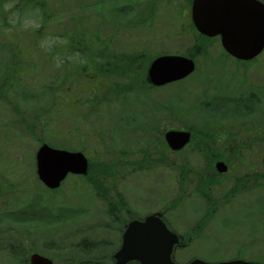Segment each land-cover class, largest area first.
I'll return each mask as SVG.
<instances>
[{"label": "rangeland", "instance_id": "374dc122", "mask_svg": "<svg viewBox=\"0 0 264 264\" xmlns=\"http://www.w3.org/2000/svg\"><path fill=\"white\" fill-rule=\"evenodd\" d=\"M59 1H63L62 17L49 25L51 34L70 29L80 16L85 20L93 17L100 24L102 36L111 39L114 50L139 52L145 57L142 62L145 70L159 54L193 56L197 48L193 25L185 23L187 18H175L172 10L160 1L153 6L154 16L149 17V0H135L133 10L123 9L121 14L113 7L117 3L129 5L128 0H100V10L94 4L97 0ZM142 15L149 22L130 26V20L135 22ZM23 33L27 40L31 38L28 29ZM51 36L43 42L49 43ZM10 38L13 37L0 32V66L2 62L7 63V54L9 60L5 44ZM204 45L208 55L197 54L202 51L198 44L195 55L198 69L180 82L133 90L119 104L111 108L103 104L102 110L95 112L85 108L82 116L76 114L81 105L74 91L67 97L66 112L54 113L52 121L47 123L41 118L54 107L53 99L50 94L43 92L42 95L37 88L33 90L34 76L9 86L8 91L0 80V92L3 88V96L0 95V243L8 236H18L17 230L21 227L35 231L32 241L38 238V243L43 232L57 228L61 236H72V242L82 243L86 238L94 242L93 251L82 257L113 264L109 256L120 247V230L127 224L125 221L162 211L173 230L184 235L183 245L175 252L176 261L186 263L196 257L209 261L243 258L264 263V191L241 192L232 200L223 197L234 185V177L250 169L237 160L232 161L235 174L218 177L220 183L205 191L222 198L215 206L201 194L193 193L199 180L195 171L203 170V178L212 171L192 144L180 152L168 149L163 155L157 146L159 139H164L161 132L171 128L199 130L204 122L209 128L225 126L230 133H235V139L243 140L247 135L238 126L245 121L256 124L261 118L255 111L241 108L245 105L243 99L249 107V82L263 80L264 64L250 66L236 62L226 55L218 37ZM40 71L48 73L47 66ZM235 87L236 91L231 94L236 97L234 102L229 97L216 100L212 97L217 92L224 93L225 89L229 94L228 88ZM247 111L253 114L247 115ZM37 115L39 120H34ZM42 139L59 147L82 150L94 164L120 163L115 176H107L110 197L118 201L122 196L125 202L117 214L119 217L110 219L109 201L98 196L87 180L76 182L78 179L73 176L65 181L60 193L49 191L41 183L36 173V151ZM144 149L152 151L150 156H145ZM262 153L264 147L253 144L240 155L257 158ZM146 158L149 165H144L148 162ZM183 162L190 169L194 166V174L192 170L187 173L186 183L181 177ZM64 209L70 212L64 220L68 221L56 227L53 213ZM42 214H50L49 219L40 218ZM20 217L23 221L17 220ZM204 221L202 231L192 238L190 233L193 235L194 229ZM52 258L55 264H69L62 253Z\"/></svg>", "mask_w": 264, "mask_h": 264}, {"label": "trees", "instance_id": "16d2710c", "mask_svg": "<svg viewBox=\"0 0 264 264\" xmlns=\"http://www.w3.org/2000/svg\"><path fill=\"white\" fill-rule=\"evenodd\" d=\"M128 1L130 2L129 5L118 6V4L122 3L115 4L113 10L118 14H121L123 9L133 10V6L137 3L135 4V0ZM170 1L174 2V0ZM61 2L63 1L0 0V32L13 37L8 39L9 42L5 44L8 49L9 60L7 54V63L2 62L0 66L1 85H5L7 91L10 87L20 84L21 80H26L28 76H34L31 82L34 86L33 90L37 88L42 95L44 93L50 94L53 99L54 107L49 112L43 114V118H41L47 123L48 121H52L54 113L58 111L66 112L64 107L67 104V97L74 91H76V95L79 97L77 102L81 105V110L78 109L76 114L77 116H82L85 114L83 112L85 108H88V112L102 110L103 104L111 108L119 104L133 90L151 88L146 79V70L142 65L145 57L141 53L138 54L139 52L125 53L114 50L111 47V39L102 36L100 24L96 23L93 17L92 19L89 17V19L85 20L80 16V18L75 20L73 27L70 29H66L61 33L55 32L51 34L49 25L53 24V21H59L61 19L60 17H62ZM100 3V0L94 3L98 6V10H100ZM148 4L147 16H154L155 10L153 6L156 2L153 0L151 3L149 0ZM148 17L145 19V16L142 15L135 22L130 20V26L143 25L149 22ZM27 23L29 24L26 28ZM27 29L29 36H31L29 40L25 38L23 33ZM50 35H52L50 44L46 41L43 42ZM203 40H205V43L202 42ZM208 42V38L200 35L198 44L201 45L202 51L200 52L204 56L208 55V50L205 51L204 45ZM45 65L47 66L48 73L40 71ZM50 75L52 79H48ZM43 79L47 80V82ZM2 89L1 87V96H3ZM226 91L225 89L223 90L224 93L217 92L212 97L215 100L216 98L229 97V100L234 102L236 97H232ZM247 100L249 101V98ZM251 107L253 108L252 111H255L261 117L263 113L256 110L257 106L255 107V102ZM229 111L234 112L233 110ZM219 114L226 117L224 113ZM246 114L253 113L247 111ZM34 120H39L38 115L35 116ZM207 125L208 123L204 122L202 125L203 128L199 130L192 128L194 134H196L195 136L193 135L194 149L200 156L206 158L238 156L242 151L249 149L252 145L239 142L242 139H235V133H230L225 126L221 125L216 128H209ZM30 126L33 128L32 124ZM238 128L239 130H243L247 137L252 136L253 139L261 140L264 143V134H261L264 133V114L258 123H248V121H245ZM163 133L164 131L161 132V134ZM41 142H44V140L42 139ZM159 142L160 144L157 146L161 147L160 152L163 155L168 151L169 147L164 139H159ZM143 151L146 157L150 156L152 152L146 149ZM161 159L164 160V158ZM146 160L148 161V158ZM149 162H145L144 165H149ZM205 162L206 166L209 165L212 167H208V169L213 171L206 178L202 177L203 170L195 171L199 177L196 192L204 196L209 203L215 204L216 206L220 198L213 196L208 191L220 179H218L219 175L214 173V164L212 165L210 160ZM110 164L102 165L101 162L94 164L91 161L89 173L86 176H76L75 178L78 179L76 182L87 180L89 186L98 196L109 201L107 212L110 219H112L113 217H119L120 208L125 206V202L122 200V196H119L118 201L110 197V186L107 182V176L114 177L115 172H118L117 167L120 163ZM188 172H191V169L183 162L181 177L185 183L187 182ZM249 177L253 181V176ZM237 182L245 188L251 187L248 179L243 177L237 179ZM61 189L59 188L52 192L60 193ZM206 189L208 190L207 192H205ZM231 194L232 191L227 193V197H230ZM69 213L68 210L53 213L52 217L55 219L56 227L68 221L64 220L65 217L69 216ZM24 214H28V212H24ZM129 215L132 214L129 213ZM49 217L50 214H42L40 218L49 219ZM129 218L133 219L134 217ZM17 220L23 221V217ZM43 220L40 219V222H43ZM205 223L204 221L199 224L197 229H194V234L197 235L198 231H202ZM17 231H19L18 236H8L7 239H4L5 242L0 243V264H29V257L33 251L50 254V257L62 253L69 264H107L105 261L86 259L81 256L82 254H87L88 251L92 252V248L95 247L92 245L94 242L87 241L89 240L88 238L83 239L82 243L72 242V236H61V232L57 228L54 231H51L49 228L42 233L43 235H40L42 241L38 243V238L32 241V233L35 231L27 229L26 227H21ZM11 233H13L12 230ZM36 233H38V230ZM190 234L192 235V232ZM67 240H70V242L68 243ZM109 258L111 259V255ZM104 259L107 260L106 257Z\"/></svg>", "mask_w": 264, "mask_h": 264}, {"label": "water", "instance_id": "95a60500", "mask_svg": "<svg viewBox=\"0 0 264 264\" xmlns=\"http://www.w3.org/2000/svg\"><path fill=\"white\" fill-rule=\"evenodd\" d=\"M193 21L197 29L207 36H221L225 50L232 56L250 60L264 49V4L258 0H194ZM194 58L180 54H161L148 68V79L162 86L188 77L195 71ZM192 133L184 129H170L165 133L169 147L184 148ZM220 172L227 170L218 162ZM89 161L81 151L55 148L47 143L36 152V170L39 179L50 189H57L69 174H86ZM162 213L131 220L123 234L120 249L115 253L114 264H180L174 261L173 252L180 238L162 218ZM30 264H54L38 252L30 256ZM185 264H262L245 260L207 262L196 258Z\"/></svg>", "mask_w": 264, "mask_h": 264}, {"label": "flooded vegetation", "instance_id": "af4514ba", "mask_svg": "<svg viewBox=\"0 0 264 264\" xmlns=\"http://www.w3.org/2000/svg\"><path fill=\"white\" fill-rule=\"evenodd\" d=\"M155 2L160 1L161 3H163L165 5V7H168L172 10L173 15L175 16V18L177 19H186L187 23L190 24L191 20H192V4H193V0L190 2L189 0H174V2L170 1V0H154ZM264 2V0H259ZM197 34L198 31L194 28V36H195V41H196V46L198 47V39H197ZM198 48H196L195 51H197ZM237 61V60H236ZM240 62V61H239ZM241 63H249L250 65H256V66H260L264 64V52L258 56V58L253 59L251 61H242ZM244 78H246V75H243ZM262 81L260 82H253L250 81V87L253 90H257V92H251L250 97H249V107L246 105V99H243V101L245 102L244 105V110L245 109H249L250 111L253 110V108L251 107V105H253V103L255 102V107L257 106L256 110L260 111L261 113L264 114V75L262 77ZM228 92L229 94H232L236 91V87L233 89L228 88ZM263 114L261 115V118L263 116ZM264 134V133H261ZM252 136H249L246 138H244L243 140L239 141L243 144H259L262 145V147H264V143L261 140H255L251 139ZM235 144V143H234ZM201 159L203 160H210L212 163H216L219 160H224L227 165H228V171L224 174H219L220 177H225L226 175H230L235 174L236 169H234L231 165H232V161H239L242 165H244L245 167H247L248 171H245L244 174H242L241 176H236L234 177L236 179L234 185H232L230 187V191H232V194L229 198L226 199H235L237 194H240L241 192L243 193H255L257 191H264V154L262 153L260 156H258L257 158H253L247 155H238V156H232V157H228V158H213V157H201ZM231 161V162H230ZM237 168V167H236ZM192 171L194 174V166H192ZM252 172V173H249ZM216 173V172H214ZM249 176H253V181L250 180ZM245 178L248 179L249 183H251V187L245 188L243 187V185L239 184L237 182V179L239 178ZM194 182V180H193ZM236 191H238L236 193ZM228 192V193H229ZM193 193H194V189H193ZM225 196H227V194H225L223 197L225 198Z\"/></svg>", "mask_w": 264, "mask_h": 264}]
</instances>
